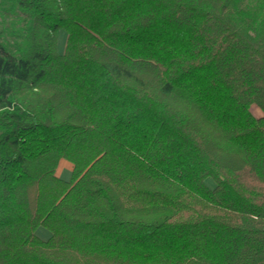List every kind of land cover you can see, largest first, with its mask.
I'll use <instances>...</instances> for the list:
<instances>
[{
  "label": "trees",
  "instance_id": "obj_1",
  "mask_svg": "<svg viewBox=\"0 0 264 264\" xmlns=\"http://www.w3.org/2000/svg\"><path fill=\"white\" fill-rule=\"evenodd\" d=\"M238 1L0 0V264H264V0Z\"/></svg>",
  "mask_w": 264,
  "mask_h": 264
},
{
  "label": "rangeland",
  "instance_id": "obj_2",
  "mask_svg": "<svg viewBox=\"0 0 264 264\" xmlns=\"http://www.w3.org/2000/svg\"><path fill=\"white\" fill-rule=\"evenodd\" d=\"M233 11L237 15L243 17L245 22L250 23L252 20L254 21L255 17L257 16V0H239L238 3L234 6ZM59 41V49L62 52L65 49L67 34L60 33ZM251 111L256 118L264 116L261 109L256 105L252 106ZM62 162L63 164L60 166L59 171L57 172V176L64 181H70L72 176V166H70V163L67 161ZM208 185H213V182L209 181ZM36 235L44 241H47L51 237V233L43 228H40L36 232ZM191 264L197 263L193 262Z\"/></svg>",
  "mask_w": 264,
  "mask_h": 264
},
{
  "label": "crops",
  "instance_id": "obj_3",
  "mask_svg": "<svg viewBox=\"0 0 264 264\" xmlns=\"http://www.w3.org/2000/svg\"><path fill=\"white\" fill-rule=\"evenodd\" d=\"M63 164V162L61 161V163H60V166ZM60 166H59V168H60ZM70 166H72L71 164H70ZM72 170H73V166H72ZM58 171H59V169H58Z\"/></svg>",
  "mask_w": 264,
  "mask_h": 264
}]
</instances>
